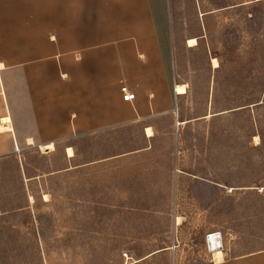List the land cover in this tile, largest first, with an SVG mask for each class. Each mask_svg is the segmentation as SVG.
Listing matches in <instances>:
<instances>
[{"label": "rangeland", "instance_id": "1", "mask_svg": "<svg viewBox=\"0 0 264 264\" xmlns=\"http://www.w3.org/2000/svg\"><path fill=\"white\" fill-rule=\"evenodd\" d=\"M170 14L187 94L151 141L140 123L0 158V264H215V233L222 264L264 251V0Z\"/></svg>", "mask_w": 264, "mask_h": 264}, {"label": "crops", "instance_id": "2", "mask_svg": "<svg viewBox=\"0 0 264 264\" xmlns=\"http://www.w3.org/2000/svg\"><path fill=\"white\" fill-rule=\"evenodd\" d=\"M170 19V0H0V158L140 123L151 141L147 122L185 96ZM229 264H264V251Z\"/></svg>", "mask_w": 264, "mask_h": 264}, {"label": "bare ground", "instance_id": "3", "mask_svg": "<svg viewBox=\"0 0 264 264\" xmlns=\"http://www.w3.org/2000/svg\"><path fill=\"white\" fill-rule=\"evenodd\" d=\"M187 45H188V47L193 48L197 45V40L196 39H189L187 41ZM212 65H213V68L219 67L218 61L216 59L212 60ZM175 93L177 95H186L187 94V87L184 85H176ZM10 128H11L10 125L0 126V132L5 131V130H9ZM150 129H147L146 133L148 136L151 137V136H153V133ZM41 148L44 151H54V149H55L53 144H48L46 146H42ZM68 152H69L68 155L70 157H72L73 154L71 153L72 152L71 148L68 149ZM31 200H33V199L31 198ZM221 244H222V241H221L220 234L216 233V234H213L210 236V238L208 240V246H209V249L211 251L212 258H213V261L215 262V264H222L224 262V253H223V250L221 249Z\"/></svg>", "mask_w": 264, "mask_h": 264}, {"label": "built area", "instance_id": "4", "mask_svg": "<svg viewBox=\"0 0 264 264\" xmlns=\"http://www.w3.org/2000/svg\"><path fill=\"white\" fill-rule=\"evenodd\" d=\"M121 93H122V98H123V100L125 102H132V101H134L135 94L128 88V86L122 85V87H121ZM211 235H213V234H211ZM210 236L208 237V240H209ZM221 241H222L221 249L223 250V239H222V237H221ZM207 245H208V241H207ZM208 249H209V246H208Z\"/></svg>", "mask_w": 264, "mask_h": 264}]
</instances>
